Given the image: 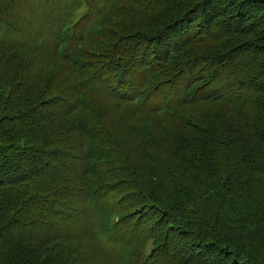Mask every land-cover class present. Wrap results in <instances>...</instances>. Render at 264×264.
<instances>
[{"label":"trees","instance_id":"1","mask_svg":"<svg viewBox=\"0 0 264 264\" xmlns=\"http://www.w3.org/2000/svg\"><path fill=\"white\" fill-rule=\"evenodd\" d=\"M203 250L264 264V0H0V264Z\"/></svg>","mask_w":264,"mask_h":264},{"label":"rangeland","instance_id":"2","mask_svg":"<svg viewBox=\"0 0 264 264\" xmlns=\"http://www.w3.org/2000/svg\"><path fill=\"white\" fill-rule=\"evenodd\" d=\"M168 43H170V42H168ZM174 89L175 88H173L169 84H166V85H163L160 88H158V91H153L152 94L157 93L158 98L160 100L164 95L171 93ZM174 151H175V149H173L172 154L174 153ZM122 179H124V176L119 177V179H117V181H120ZM126 180H127L126 182H120L118 184H113L112 187L116 188L118 191H123L126 193L127 191H129V188L131 187L130 180H128V179H126ZM137 188H141V184L137 185L136 188H134V191H139V190H137ZM123 205L124 206L126 205L125 201L123 202ZM132 205L135 206L136 208H139L141 213H143L144 211H146L148 209L147 213L149 215H148V217L144 216L142 218V222H143V225H145V226L153 225L156 218L154 217V214L151 212L149 205L142 206L143 204L141 203L140 200L132 201ZM234 222L237 224L238 221L236 219H234ZM168 226H169V224L166 225V228L168 230L167 240L170 239V241H172L176 235H173V231L171 230V228H168ZM194 253H195V251H194ZM195 254H199L198 256L204 261L212 262L213 264H225V259L221 255V252H212L210 250H203V251L197 252Z\"/></svg>","mask_w":264,"mask_h":264}]
</instances>
